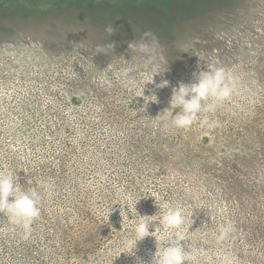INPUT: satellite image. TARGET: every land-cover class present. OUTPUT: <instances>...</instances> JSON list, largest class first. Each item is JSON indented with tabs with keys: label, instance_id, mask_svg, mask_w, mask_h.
Here are the masks:
<instances>
[{
	"label": "rangeland",
	"instance_id": "obj_1",
	"mask_svg": "<svg viewBox=\"0 0 264 264\" xmlns=\"http://www.w3.org/2000/svg\"><path fill=\"white\" fill-rule=\"evenodd\" d=\"M146 32L158 41L156 70L129 49L150 42ZM198 63L233 73L239 92L178 130L179 109L165 110ZM263 94L264 0H0V172L41 193L29 233L0 214V264H151L154 236L126 253L140 215L151 232L169 207L212 204L210 173L240 153L229 145L242 144Z\"/></svg>",
	"mask_w": 264,
	"mask_h": 264
},
{
	"label": "clouds",
	"instance_id": "obj_2",
	"mask_svg": "<svg viewBox=\"0 0 264 264\" xmlns=\"http://www.w3.org/2000/svg\"><path fill=\"white\" fill-rule=\"evenodd\" d=\"M106 32L109 35H113L115 34V29L112 25H108ZM144 35L146 38L150 37L151 41L140 43L138 46L129 45V49L132 55L137 52L142 54L145 66L156 70L159 67L158 41L151 32H146ZM115 47V42L106 46H98L96 53L97 55H107V51L114 50ZM105 73L102 83L110 87L111 81L108 79L107 74L112 73L115 75L111 65L107 66ZM124 75L131 78V74L128 72H125ZM167 84L168 81H164L156 86L162 88L167 86ZM238 92L239 81L233 73L223 67H216L212 64H206L201 67L198 63L197 70L192 72L191 82H180L178 87L173 88V94L169 102L170 108L165 110V112L173 111L177 108L179 111L173 115L170 126L178 130H187L197 122L201 113H214L223 103L230 101L233 95ZM200 123L205 126L209 124V121L203 119L200 120ZM43 187L46 191L51 189V185L46 183ZM40 200V192L35 190L23 191L21 189L16 180L15 172H0V214H3V217L9 222L21 227L26 234L31 231L32 224L41 214ZM136 204L134 206L131 203L127 205L134 217L139 214ZM159 208H161L160 205ZM140 217L141 219L135 224L127 242V247L130 251L126 253L135 255L134 249H136L138 242L151 235L156 238L158 249L151 264H190L192 258L186 254L184 247L187 235L184 229L186 217L182 208L169 207L166 211H162L158 225L151 232L149 228L152 222L146 221L144 219L146 216L140 215ZM162 229L168 231L167 238H164L163 244L157 238ZM231 231V225H218L219 235L217 240H226ZM136 264H146V262L137 257Z\"/></svg>",
	"mask_w": 264,
	"mask_h": 264
},
{
	"label": "trees",
	"instance_id": "obj_3",
	"mask_svg": "<svg viewBox=\"0 0 264 264\" xmlns=\"http://www.w3.org/2000/svg\"><path fill=\"white\" fill-rule=\"evenodd\" d=\"M259 100L253 123L241 129L242 144L229 145L230 149L238 146L240 153L234 155V161L214 166L210 173L217 204L207 203L208 198L202 196L204 186L200 185L195 196L200 194L203 202L184 212V247L194 264H229L233 255L235 264H264V255L260 257L264 253V218L257 213L264 210V94ZM179 175L188 179L189 174ZM218 225L232 227L224 241L217 240Z\"/></svg>",
	"mask_w": 264,
	"mask_h": 264
}]
</instances>
